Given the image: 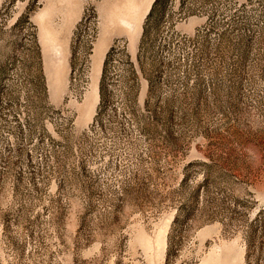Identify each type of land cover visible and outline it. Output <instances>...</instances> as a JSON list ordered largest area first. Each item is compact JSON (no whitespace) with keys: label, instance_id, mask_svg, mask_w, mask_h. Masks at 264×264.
Listing matches in <instances>:
<instances>
[{"label":"rangeland","instance_id":"obj_1","mask_svg":"<svg viewBox=\"0 0 264 264\" xmlns=\"http://www.w3.org/2000/svg\"><path fill=\"white\" fill-rule=\"evenodd\" d=\"M155 1L0 0V264H264V0Z\"/></svg>","mask_w":264,"mask_h":264},{"label":"crops","instance_id":"obj_2","mask_svg":"<svg viewBox=\"0 0 264 264\" xmlns=\"http://www.w3.org/2000/svg\"><path fill=\"white\" fill-rule=\"evenodd\" d=\"M78 8H79V6H78ZM78 16H80L79 12H78L77 17L76 16L75 17L72 16L70 18L65 17L66 20L63 23V27H62L65 35L74 28V26L78 20ZM138 32L136 33V35L135 34L134 35L137 36ZM130 33H132L130 30H127L126 28H122V27H118V28H116V27L108 28L107 27V28H105V30L103 32V37H102L103 41H102L101 45L98 46L97 53L101 56H104L107 53V51L111 45V42L114 39L120 38V37H126Z\"/></svg>","mask_w":264,"mask_h":264},{"label":"trees","instance_id":"obj_3","mask_svg":"<svg viewBox=\"0 0 264 264\" xmlns=\"http://www.w3.org/2000/svg\"><path fill=\"white\" fill-rule=\"evenodd\" d=\"M164 5H165L164 0H156L154 2L152 9L150 10L149 14L145 19L141 41H143V39L147 36L150 29V25H152L153 23L152 21L156 23L161 17V14L164 9ZM109 54L110 53L107 54V58L109 57Z\"/></svg>","mask_w":264,"mask_h":264}]
</instances>
